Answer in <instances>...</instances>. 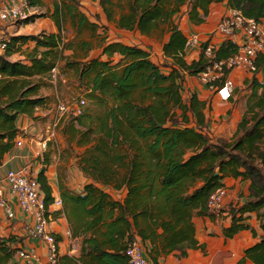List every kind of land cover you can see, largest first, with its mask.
Wrapping results in <instances>:
<instances>
[{"label":"trees","instance_id":"1","mask_svg":"<svg viewBox=\"0 0 264 264\" xmlns=\"http://www.w3.org/2000/svg\"><path fill=\"white\" fill-rule=\"evenodd\" d=\"M26 1L29 7L38 5L35 0ZM71 1V5L54 11L60 33L12 37L7 50L0 53V165L22 134L19 118H34L36 110L48 103L49 99L40 94L44 83L31 78L50 75L59 61L66 60V69L76 73L90 102L82 115L67 121L64 129L73 139L79 136L78 144L89 146L82 155L80 168L103 185L128 188L124 204L108 200L93 184L85 187L83 195L60 189L64 213L70 220L98 215L86 223L87 229H93L105 208L111 210V215L118 209L123 214H132L142 241L160 242L164 254L176 251L180 258L186 257L188 250L200 248L193 222L195 214L217 217L227 213L231 225L224 230L226 238H233L244 230H251L255 236V230L248 224L251 214H256L264 231V83L253 76L249 106L233 141L212 143L207 134L206 103L196 93L187 101L183 97L185 75L197 77L212 63L204 55L210 41L203 42L198 60L188 63L187 37L176 23L183 8L188 9L191 23H204L213 3H225L228 9L263 23L264 0H99L108 22H116L119 29L139 31L148 37L155 33L161 37L169 35L163 46L170 62L164 65L169 69L168 74L151 61L148 51L121 42H108L107 36L101 40L107 60L68 61L63 53L73 43L67 42L63 49L60 46L62 25L69 18L77 33L89 30L93 31V37L98 29L104 34L108 27L90 23L79 11V0ZM35 17L22 22L30 23ZM29 41L35 42L36 47L27 62L9 60L12 52L17 51V44ZM79 45L85 49L89 44L80 41ZM237 51V45L224 39L216 48L215 60H227ZM115 56L119 57L117 61L113 59ZM258 67L260 73L264 69L263 55ZM189 151L192 154L186 159ZM49 164V157L45 156L37 175L48 207L55 201L46 176ZM228 177L249 181V195L242 204H231L217 215L209 209L208 200L217 188L225 186L223 180ZM138 217L151 224L145 223L146 229H141ZM120 221L112 228H119ZM128 226L130 234L116 252L103 251L98 243L89 240L88 247L83 246L79 261L131 264L126 251L134 240L131 233L134 229L130 223ZM159 228L163 230L161 235L157 233ZM159 237L162 240L158 241ZM19 240L0 239L3 256L0 262L8 261L18 251L7 242ZM247 260L264 264V236L245 250L239 264ZM60 264H67L63 257Z\"/></svg>","mask_w":264,"mask_h":264},{"label":"crops","instance_id":"2","mask_svg":"<svg viewBox=\"0 0 264 264\" xmlns=\"http://www.w3.org/2000/svg\"><path fill=\"white\" fill-rule=\"evenodd\" d=\"M38 5L35 7L28 6V12L30 16H36L30 23L18 22H5L0 19V35L6 34L10 40L12 37L19 36H37L41 33L46 34H58L60 30L54 21L53 14L57 7L64 5L69 6L73 2L71 0H35ZM23 4H27L26 0H0V12L12 8L14 5L21 7ZM79 11L84 14L90 23L97 25H105L110 28V24L115 25V30L119 31L120 37L112 39L108 34V42H121L129 46H138L146 51L150 55V59L153 63L161 67L162 71L166 74L169 73V69L165 68L166 63L170 62L166 59L163 46L168 41L169 35L161 37L158 33L152 34L151 36L142 35L139 31H126L119 29L116 22H108L107 16L104 13L99 0H79ZM228 8L225 3H213L210 6V12L204 23L193 24L189 21L188 9L183 8L181 13L176 17V23L179 28L189 37L191 33H199L202 41L207 40L210 43L219 44L223 41V38L217 33L216 29L221 21L223 15L226 13ZM40 11H46L39 13ZM264 23V22H263ZM71 24L69 18L62 25V38L63 42L60 49H63L64 44L71 42L64 38L65 27ZM72 28L76 31V27ZM92 36V41L81 40L87 42L89 45L84 46L85 49L79 45L80 41H75L73 47L65 49L63 55L68 61L84 63L95 58L101 60H107L108 57L103 54V47H101V40L105 37L102 29H98L93 37V31H89ZM104 36V37H103ZM159 37L160 39H157ZM36 43L29 41L23 44H17V51L12 52L9 56L11 61H23L27 62L28 56L35 50ZM97 49L98 53H95ZM42 50V49H41ZM201 50L199 48L188 49L186 60L188 63H192L198 60L200 57ZM3 54L4 52H1ZM115 61L119 59L118 56L113 58ZM66 60L58 62L57 70L66 73L71 71L74 73L76 84L84 95V88H81L78 76L71 69H66ZM62 69V70H61ZM66 71V72H65ZM243 70H234L230 76L238 80L240 76H246L250 81L253 76H257L260 81L264 83V69L260 73L251 74L246 73ZM59 74H61L59 72ZM258 74V75H257ZM73 75V74H72ZM64 77L63 75H60ZM51 77V80L49 79ZM53 75L48 76H34L31 79L34 82L42 81L44 83L40 90V94L43 97H47L48 103L36 110L34 118L27 116H21L19 118V127L22 131L17 139L22 140V146H16L10 151L0 165V189H3L6 198L11 203L15 217L9 219L6 211L0 206V239L8 240H19L14 243L7 242V245L11 248L26 249L27 251L35 250L39 259L44 260L47 253V248L42 240L31 237L28 233L30 229L34 227L33 218L22 211L17 205L16 200L11 196L9 192V186L5 180L7 172L12 169H18L24 166H30L33 168L35 173H39L43 167V160L45 156L49 157V166L46 172V176L49 185L52 188V196L55 201L61 199L60 189L68 190L75 195L85 194V187L87 185H95L99 191L104 192L108 196V200L124 204V201L128 194V188L122 185L121 188H114L112 186L103 185L102 183L94 181L93 178L86 175L80 168V161L82 155L89 148L88 145L78 144L79 136L75 139L71 137L69 133H64V129L67 125V118L61 117L58 107L62 103L57 91L50 92L46 91L47 82L54 83L56 79L52 78ZM199 76L194 77L185 75L183 82V97L185 91H190L191 95L196 93L201 101L206 103L204 113L208 123V130L212 127V120L216 117H223L225 115L224 108L227 106L226 103L222 102L215 93L211 92L207 87L201 86L195 82ZM62 80V79H61ZM199 80V79H198ZM55 86V85H54ZM56 90V88H54ZM231 103V101L229 102ZM69 104V103H68ZM86 105L85 109L86 110ZM221 109V111H220ZM230 124L221 123L218 125L219 134L221 137L226 136V130L234 128V132L237 130L238 124L242 120L244 111L241 109V104H234V107L229 111ZM228 124V125H227ZM212 143H216L212 135H209ZM218 136V135H217ZM79 150L81 152H79ZM192 154L189 151L185 158L187 159ZM223 184L227 188V197L224 202L223 208L230 207L231 204L238 205L246 201L249 195V181H242L241 178L228 177L223 180ZM201 185V184H199ZM49 205V230L52 232L60 241L59 251L60 257L63 262L67 264H84L79 261L82 256L83 246L88 247L89 240L98 243L103 251L114 253L121 245H124L127 237L130 234L129 226L130 223L134 230L131 231L134 236V240L140 241L143 247L144 254L149 260L150 264H239L241 259L245 256V250L260 241L261 237L264 236V231L260 228V222L257 220L256 214H251L248 220V224L255 230L256 235L251 230H244L239 232L233 238H226L224 230L230 227L231 219L227 213L221 216H198L197 214L193 217V222L196 228V240L200 245V248L188 250L186 257H178V252H172L170 254H164L163 248L160 242L157 244L150 241H142L140 236L136 232L135 220L132 214H123L118 209L111 213L109 208L104 209V214L99 221L98 225L93 229H87L86 223H90L97 216L86 217L83 216L80 220H70L64 213L63 205L57 206L55 204ZM121 220V221H120ZM120 221L121 226L117 229L112 228L115 223ZM137 223L141 229H146V224H151L150 221L144 220L142 217L137 218ZM157 233L161 235L163 230L157 229ZM162 240L159 237L158 241ZM66 257V258H64ZM3 256L0 254V260ZM0 264H24V262L14 256L5 261L2 259ZM245 264H254L247 260Z\"/></svg>","mask_w":264,"mask_h":264},{"label":"built area","instance_id":"3","mask_svg":"<svg viewBox=\"0 0 264 264\" xmlns=\"http://www.w3.org/2000/svg\"><path fill=\"white\" fill-rule=\"evenodd\" d=\"M30 17L28 5L21 7L14 5L12 8L1 11L0 19L5 22H18ZM217 33L224 39L237 45L238 51L235 55L224 61L215 60L216 43H209L204 48V55L212 61L211 65L198 77L199 82L215 93L222 102H230L234 98L236 83L230 76L231 72L243 69L251 74L258 73V61L261 55L264 56V23L254 19L246 18L243 14L234 9H228L219 22ZM6 34L0 35V51L5 52L10 43ZM187 48L202 49L203 41L199 33H191L187 37ZM56 68L52 70L53 77L56 76ZM85 99H81L75 105L60 104L58 111L61 117L75 118L84 113ZM16 146H22V140H16ZM38 174L30 166L12 169L7 172L6 182L9 186L11 196L16 200L22 211L29 214L34 220V227L28 231L35 239L42 240L47 248L45 259H39L35 250L27 251L18 249L17 257L24 264H60L59 243L56 236L49 230L48 205L45 195L38 182ZM225 186L217 188L208 200V207L220 214L227 197ZM57 206H62V200L55 201ZM0 206L6 211L7 217L13 219L15 212L11 203L5 196L3 189H0ZM126 256L131 264H150L140 241L133 240L127 248Z\"/></svg>","mask_w":264,"mask_h":264},{"label":"rangeland","instance_id":"4","mask_svg":"<svg viewBox=\"0 0 264 264\" xmlns=\"http://www.w3.org/2000/svg\"><path fill=\"white\" fill-rule=\"evenodd\" d=\"M42 12H46V11H40L39 13H42ZM65 28L66 29L64 31V38L66 40L71 41V43L75 42V41L78 42V41H81L84 39L92 41V36H91V33L89 32V30H84L81 33H77L72 28L71 24H68V26ZM108 31H109V35H110L109 38H111L110 40L116 39L117 36L120 37L119 31L115 30L114 24H110V28L107 27V30L105 31L104 36H105V34H108ZM157 39H160V38L157 37ZM95 53H98L97 49H96ZM237 70L243 71V69H237ZM59 72L61 74H59ZM55 73H56L55 77L57 79L55 77H52L53 79H56V81L54 80L55 84L47 82L46 91L50 92V89L52 88L53 91H55V92L57 91V93L59 94V97L61 98L60 100L62 101V103H64V104L69 103V105H71V106L75 105L81 99H85L86 108H88L90 106V102L87 100L84 93L81 90H79L80 87H78L76 84L77 78L74 76V73L71 71H67L66 73H64V72L59 71V70H56ZM246 73H249V72H246ZM51 75H53L52 72L50 73V76ZM60 75H63L64 77H61ZM235 76H237V75H235ZM235 76H234V78L232 77V79L235 81V83L237 85L235 93H234V98L232 99L231 103H229V102L226 103L227 106H225V108H224V111L226 112L225 115L223 117H216V119L212 120L211 122L213 125H212L211 129L207 130V134L212 135L214 140L217 142L218 141L231 142L234 139V135H235L236 131L234 132V128H232V127L229 128V130H226V136L225 137H221L219 132H218V130H219L218 125L219 124L225 123V122L230 124V122H232V121H230V118H229L231 115V113L229 111L231 110L232 107H234V104H239V105L241 104V109L244 112L246 111V109H248V106H249V100L248 99H249L250 94H251V81L252 80L250 79V81H247L248 78L246 76H240L239 79L237 80L235 78ZM49 79L51 80V77ZM195 82L197 84L203 86L199 82L198 79H195ZM54 88H56V90ZM190 95H191L190 91L184 92V96H185L186 101L190 97ZM220 111H221V109H220ZM70 119H72V117L68 118L66 120V122ZM79 152H81V151L79 150Z\"/></svg>","mask_w":264,"mask_h":264}]
</instances>
